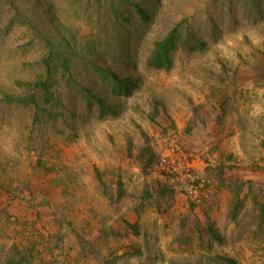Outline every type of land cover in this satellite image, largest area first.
Segmentation results:
<instances>
[{
    "label": "rangeland",
    "instance_id": "1",
    "mask_svg": "<svg viewBox=\"0 0 264 264\" xmlns=\"http://www.w3.org/2000/svg\"><path fill=\"white\" fill-rule=\"evenodd\" d=\"M177 25L173 68L149 67ZM50 40L57 101L37 116L18 99ZM12 258L264 264V0H0V264Z\"/></svg>",
    "mask_w": 264,
    "mask_h": 264
},
{
    "label": "trees",
    "instance_id": "2",
    "mask_svg": "<svg viewBox=\"0 0 264 264\" xmlns=\"http://www.w3.org/2000/svg\"><path fill=\"white\" fill-rule=\"evenodd\" d=\"M139 14L144 18V20H149V14L142 9L138 8ZM120 18L124 19V16L120 15ZM192 51H204L207 48V45L205 42L200 41L196 37L192 36ZM183 35L181 34V26L177 25L175 26L163 39L158 40L154 44L153 51L151 53V56L148 60L149 67L157 70H165L170 71L173 68L174 65V54L178 51L180 44L182 43ZM64 50L63 47H61L59 44L57 45L54 43V41L50 40L49 42V52L51 58L46 59L45 58V68L46 71L43 74L44 76L40 77L37 82L34 83V85H29L30 89L32 91V94L28 96L27 98H19L18 101L21 103L23 102L28 107H31L34 109L35 114L38 116L42 112H45L46 108L43 109L44 103L52 104V101L54 100V95L51 92L52 86L49 85V82L51 80V77H54V72L57 71L58 66L56 65V60L61 55L60 51ZM60 54V55H59ZM67 59L70 60V58L67 57ZM60 65L65 70H68L70 61L66 60L64 57H62L61 60H59ZM97 69V68H96ZM98 70V69H97ZM103 72V71H102ZM104 74L108 75V80L112 84V91L115 94H124L126 96L131 95L132 93V87H134V83L128 79H120L114 74H108L106 72H103ZM86 99L89 102L90 105L93 103H96L101 111H104L105 109L111 108L108 107L107 104H105L100 98L93 95L90 90H86ZM52 108H55L54 105H52ZM144 158L146 162H144V159L142 160V163L144 164V167H147L154 163L156 155L152 152L151 148H148L146 155H144ZM123 193L120 190V193L118 194V200L122 199ZM136 226H132L133 229H135ZM211 235L212 239L216 240L218 242H223V239L221 235L216 231L214 228H211ZM221 260L228 264H237L234 260L229 258H221ZM22 259H16L12 258L10 260V264H23Z\"/></svg>",
    "mask_w": 264,
    "mask_h": 264
}]
</instances>
